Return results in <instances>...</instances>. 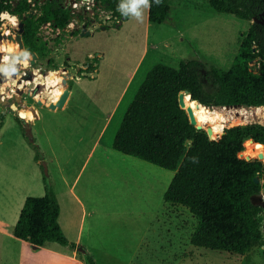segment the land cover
<instances>
[{
    "label": "rangeland",
    "instance_id": "374dc122",
    "mask_svg": "<svg viewBox=\"0 0 264 264\" xmlns=\"http://www.w3.org/2000/svg\"><path fill=\"white\" fill-rule=\"evenodd\" d=\"M168 4L169 15L160 25L150 24L147 8L141 6V17L124 9L127 19L117 20L92 7L78 13L81 22L75 26H43L38 35L47 45L46 56L36 57L33 64L30 53L22 56L13 39L18 19L15 26L0 20L10 30L3 35L0 28V95L11 103H0V230L5 234H12L24 201L43 197L48 187L60 203L59 222L67 239L74 241L81 225L82 245L89 246L96 264H264V219L262 242L241 257L195 248L189 239L196 219L186 208L163 201L175 172L124 159L112 148L128 105L154 65L177 68L181 60H196L202 72L210 67L226 71L252 24L215 13L208 0ZM8 43L18 52H7ZM250 66L257 71V62ZM50 72L57 73V83H49ZM56 87L72 91L70 101L50 110ZM16 97L38 111L36 119L27 121L29 132L18 115L26 109ZM211 109L221 113L223 129L264 125V109ZM7 236L0 233V264H18ZM79 258L85 262L81 254ZM23 264L74 263L66 253L62 257L43 249Z\"/></svg>",
    "mask_w": 264,
    "mask_h": 264
},
{
    "label": "trees",
    "instance_id": "16d2710c",
    "mask_svg": "<svg viewBox=\"0 0 264 264\" xmlns=\"http://www.w3.org/2000/svg\"><path fill=\"white\" fill-rule=\"evenodd\" d=\"M125 1L96 0V6L112 18L125 20L127 14L119 9ZM168 1L150 0V24L165 22ZM208 5L215 13L248 22L262 20L264 14V0H208ZM32 9L28 0H0V12L7 11L23 22L24 49L42 58L47 52L38 35L42 25L49 22L64 30L80 16L49 0L38 8V14L29 17ZM242 36L226 71L210 67L202 72L203 65L196 60H181L177 68L154 65L128 105L112 141L117 152L175 172L163 201L186 208L196 219L189 239L193 247L235 257L263 240L260 228L264 209L251 201L252 196H264L263 164L246 161L244 156L248 145L264 146V125L234 126L225 129L219 139L210 140L204 130L190 124L178 105V94L187 92L192 101L205 108L264 107V25L254 22ZM253 62L258 63L257 71L251 69ZM58 216V201L45 187L43 197L24 201L12 235L36 247L55 243L74 249L58 224ZM85 264H94L91 256H86Z\"/></svg>",
    "mask_w": 264,
    "mask_h": 264
},
{
    "label": "water",
    "instance_id": "95a60500",
    "mask_svg": "<svg viewBox=\"0 0 264 264\" xmlns=\"http://www.w3.org/2000/svg\"><path fill=\"white\" fill-rule=\"evenodd\" d=\"M71 1H72V0H71ZM262 15H263L262 20H259V21H258V20H256V19H253V20H252V23L257 22V23H260V24H263V25H264V14H262ZM82 27H83V28H82V34H85V33H84V31H85V25H83ZM22 32H23V22H19V23H18V30H17V33L14 35V38H13L12 36H7V37H8L9 39H12V38L14 39V41L18 44V48H19V50H21V54H22V56H25L24 53L27 52V51L24 49V46H23V43H22V39H21V34H22ZM27 53H28V52H27ZM28 55H29V53H28ZM30 56L32 57V62H31V64H33V63H34V60L36 59L37 56H36V54H34V53L30 54ZM69 77H70V76H69ZM65 83H66V80L64 79V80H63V84H65ZM69 95H70V90H68V89H64L63 92H62V94H61L60 97L58 98V100H56V102H50V103L47 105V108L50 109V110H55V109H57V108H60V109L63 108L64 105H65V103H66V101H67L68 98H69ZM186 97H188V98L191 100L190 95H189L187 92H180V93L178 94V105H179V107H180L182 110H184V111L186 112L190 124L193 125L197 130H204V131L206 132V134H207V136H208V138H209L210 140H215V139H212V133H213V131H212V128H211L210 126L204 128L202 125H198V124H197V120H196V118H195V115H194V112H193L192 107L186 104ZM15 101H16V102H19L20 106H21L23 109H29V111L32 113L34 119H36V118L38 117V116H37V113H36V110H35L34 107H32V106L28 107V106L25 105L23 102H21V101L19 100L18 97L15 98ZM191 101H192V100H191ZM0 103H1L2 105H8V106L11 105V103H10L8 100H5L1 95H0ZM37 104H38L39 106H42V102H41V101H38ZM196 105H197L198 107L201 106V105L198 104L197 102H196ZM207 109H209V108H207ZM23 124H24V126L27 128L26 131L29 132V129H28V123H27L26 121H24ZM222 135H223V133L221 134V136H222ZM221 136H220V137H221ZM28 137L30 138V140H32L31 134L28 133ZM220 137H219V138H220ZM251 141H252V140H251ZM252 142H253V141H252ZM257 158H258V161L262 162V164H263V166H264V157H263V155L260 153V154H258ZM244 159H245L246 161H251V157H249V156H244ZM255 182H256V183L259 182L258 178H255ZM251 201H252V203H253L254 205L260 206L261 208L264 209V196H263V195L252 196V197H251ZM77 250L82 251L81 248H77Z\"/></svg>",
    "mask_w": 264,
    "mask_h": 264
},
{
    "label": "bare ground",
    "instance_id": "6f19581e",
    "mask_svg": "<svg viewBox=\"0 0 264 264\" xmlns=\"http://www.w3.org/2000/svg\"><path fill=\"white\" fill-rule=\"evenodd\" d=\"M9 46L12 47V52H18V48H17V46L14 43H8L7 48ZM5 62H7V61H5ZM53 73H54V75H53ZM37 77H39V76H37ZM49 80H54V81H57L58 82V80H60V78L58 77L57 73L50 72L49 73V76H48V81ZM45 81L47 82V80H45ZM59 84H60V82H59ZM56 86H58V85H56ZM4 87H5V85H4ZM62 92L63 91H62V89L60 87L54 88V90H52V101L51 100L50 101L51 102H56V100H58V98L60 97V95L62 94ZM186 104L192 107L198 125H202L203 127L205 125H207V124H210L211 125L210 127L212 128V131H213V133H212V139H216L217 137H220L221 136L222 130L225 129V128L223 129V126L221 124L222 122H224V119H223L221 113H215V114H213L214 109L209 110V109H207V108H205L203 106H199L198 107L196 105V102L195 101H191L188 97H186ZM222 109H226V108H221L219 110L221 111ZM253 109H264V107H257V108H253ZM222 113H223V111H222ZM18 115L21 118H23L24 120H26V121H32V120H34V117H33L32 113L29 111V109L19 110L18 111ZM231 122H233V121H231ZM234 124H236V123H234ZM258 145L260 147H258ZM260 153L264 157V146L263 145L258 144V143H254V144H250V145L247 146V154H246V156H249L251 158H254V157L257 158L258 154H260Z\"/></svg>",
    "mask_w": 264,
    "mask_h": 264
},
{
    "label": "crops",
    "instance_id": "0c3cea01",
    "mask_svg": "<svg viewBox=\"0 0 264 264\" xmlns=\"http://www.w3.org/2000/svg\"><path fill=\"white\" fill-rule=\"evenodd\" d=\"M147 11H148V8H147ZM71 93H72V91H70L69 98L66 101L64 107H66L68 105V103L70 101ZM35 110H36V113H37V116H38V111H37V109H35ZM109 117H110V115L108 116V119H109ZM28 122H31V121H28ZM118 153H120V152H118ZM120 154H122V153H120ZM122 155L125 157L124 159L135 158V157L129 156V155H124V154H122ZM58 204H59L58 224H59V226H60L65 238L67 239V237H66L67 233H65V231H64L65 228L63 229V227H61L60 222H59L60 210H61L59 201H58ZM0 233L4 234V235H8L6 239H8L9 240L8 243L12 244L13 247H14V252H13L12 257H14L17 260L18 264H23V262L26 263V260H27V258H28V256L30 254H34L37 250H43V249H48L49 251H51L55 255L61 254L62 257H65V253H66V257L74 264H85V262L79 258V254H81L84 257V259L88 255L91 256L92 259H93V256L90 255L91 251L89 249V246L86 245V244L82 245V236H81L82 235V227H81V225H80V227L77 230V234H76V237H75L74 241H69L67 239L70 243L75 245L74 249H72L70 247H64V246H61L62 248H59V249L52 248V245H58V244H55V243L47 244V245H44L42 247H36V246L31 245L28 242L16 239L12 234H5V232L2 231V230H0ZM49 248H51V249H49ZM77 248H81L82 251L77 250ZM93 261H94V259H93ZM94 264H96L95 261H94Z\"/></svg>",
    "mask_w": 264,
    "mask_h": 264
},
{
    "label": "clouds",
    "instance_id": "9594fccd",
    "mask_svg": "<svg viewBox=\"0 0 264 264\" xmlns=\"http://www.w3.org/2000/svg\"><path fill=\"white\" fill-rule=\"evenodd\" d=\"M152 2L153 3H159L160 0H152ZM141 6L143 7V9L150 7V0H131V2L128 3V4L121 3L119 5V9L120 10L127 9L128 11H131L132 13H134L136 17H141L142 16V12L140 10ZM0 20H6L9 23H11L13 26H15L16 23H17V18L14 15H10L9 12H7V11L0 12ZM0 28H4L5 29L4 33H2V34H9L10 33V30L5 28V26L3 24H0ZM7 51L8 52H12V47L9 46L7 48ZM24 55H25V57H27L28 53L25 52ZM3 59L5 61H7L8 60V56L5 55L3 57ZM27 63H28V60L25 59L24 60V64L27 65ZM5 71H8V70L5 69ZM12 71H15V69L13 68ZM53 75H54V73H53ZM55 82L56 81H54V80H49V83H55ZM258 147H260V146L258 145Z\"/></svg>",
    "mask_w": 264,
    "mask_h": 264
},
{
    "label": "flooded vegetation",
    "instance_id": "af4514ba",
    "mask_svg": "<svg viewBox=\"0 0 264 264\" xmlns=\"http://www.w3.org/2000/svg\"><path fill=\"white\" fill-rule=\"evenodd\" d=\"M52 1L55 5L60 7L61 9H69L71 11V4H73L74 0H49ZM46 0H28V3L33 7L32 10L29 11L28 16L30 17L32 14H38V8L44 3ZM79 2L78 8L76 10V14L81 13V12H86V11H91L92 7L96 6V0H77ZM99 8L100 6H96V8ZM72 13V12H71ZM18 19V18H17ZM24 19V17L22 18ZM22 22L21 20L18 19V23ZM81 21L79 19H73L67 26L72 27L77 24H79ZM51 25L49 22L42 25ZM86 24L82 23V26Z\"/></svg>",
    "mask_w": 264,
    "mask_h": 264
},
{
    "label": "built area",
    "instance_id": "2783aa9c",
    "mask_svg": "<svg viewBox=\"0 0 264 264\" xmlns=\"http://www.w3.org/2000/svg\"><path fill=\"white\" fill-rule=\"evenodd\" d=\"M79 2L77 0L73 1V4H71V12L72 14H76V10L78 8Z\"/></svg>",
    "mask_w": 264,
    "mask_h": 264
},
{
    "label": "snow or ice",
    "instance_id": "6c2138e0",
    "mask_svg": "<svg viewBox=\"0 0 264 264\" xmlns=\"http://www.w3.org/2000/svg\"><path fill=\"white\" fill-rule=\"evenodd\" d=\"M4 35V34H3Z\"/></svg>",
    "mask_w": 264,
    "mask_h": 264
}]
</instances>
